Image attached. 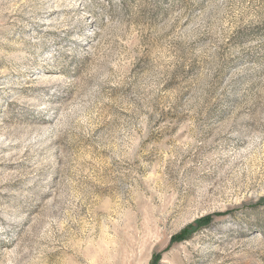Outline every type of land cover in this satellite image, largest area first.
<instances>
[{
  "label": "rangeland",
  "instance_id": "1",
  "mask_svg": "<svg viewBox=\"0 0 264 264\" xmlns=\"http://www.w3.org/2000/svg\"><path fill=\"white\" fill-rule=\"evenodd\" d=\"M0 264H264V0H0Z\"/></svg>",
  "mask_w": 264,
  "mask_h": 264
},
{
  "label": "trees",
  "instance_id": "2",
  "mask_svg": "<svg viewBox=\"0 0 264 264\" xmlns=\"http://www.w3.org/2000/svg\"><path fill=\"white\" fill-rule=\"evenodd\" d=\"M204 219H205V218H204ZM204 219H203V220L200 219V221H197V223H195L193 227H195V226H200V224L204 221Z\"/></svg>",
  "mask_w": 264,
  "mask_h": 264
}]
</instances>
